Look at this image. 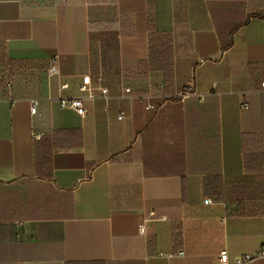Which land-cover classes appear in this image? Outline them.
<instances>
[{
  "label": "crops",
  "instance_id": "obj_1",
  "mask_svg": "<svg viewBox=\"0 0 264 264\" xmlns=\"http://www.w3.org/2000/svg\"><path fill=\"white\" fill-rule=\"evenodd\" d=\"M150 22L172 78L149 70ZM2 73L17 102L0 83V264L264 249V0H0ZM85 77L83 118L59 99L86 98Z\"/></svg>",
  "mask_w": 264,
  "mask_h": 264
},
{
  "label": "built area",
  "instance_id": "obj_2",
  "mask_svg": "<svg viewBox=\"0 0 264 264\" xmlns=\"http://www.w3.org/2000/svg\"><path fill=\"white\" fill-rule=\"evenodd\" d=\"M60 58L58 56H54L51 58L50 60V66L48 68L47 71V76L48 78H53L55 76H59L60 75ZM1 79V83L3 84V90L4 92L7 94V97L10 101H12V104L15 105L16 104V100L13 99V80L5 73H2L0 76ZM60 88L62 90H66L69 88V84L68 83H62ZM262 88L264 91V83H262ZM81 92L86 93V98L83 97H70V98H66V97H61L59 99V105L60 108L66 110H73L75 111L79 116L81 117H86L88 114V109L86 107V100H95L97 98V95L95 93V90L91 87L90 84V78L89 77H85L83 79V84L80 87ZM128 92H130L128 90ZM108 90L107 89H102L101 91V96L103 98H107L108 96ZM39 106V101L38 100H33L32 101V108H31V112L32 114H35L37 111V108ZM123 115H120L119 119H122ZM36 139H40V136H36ZM207 203L209 202L206 201ZM141 232H144V228H141ZM179 256H184L183 252H180L178 254ZM172 256V255H169ZM260 259H264V249H262L261 251L254 253V254H248V255H239L233 258V260H231L230 258V254L227 250H223L220 253L219 256V262L220 264H250L252 262H255L257 260Z\"/></svg>",
  "mask_w": 264,
  "mask_h": 264
},
{
  "label": "trees",
  "instance_id": "obj_3",
  "mask_svg": "<svg viewBox=\"0 0 264 264\" xmlns=\"http://www.w3.org/2000/svg\"><path fill=\"white\" fill-rule=\"evenodd\" d=\"M88 3H104L108 0H86ZM150 40L152 43L150 56L147 61L149 64V70L151 72L164 74L166 77L172 78L173 64H174V52L172 47V39L167 33L157 32L153 28V23L150 22ZM1 83V79H0ZM2 87L3 84L1 83ZM14 91V85L13 89ZM45 163V160H44ZM40 161L38 156H36V166L39 169Z\"/></svg>",
  "mask_w": 264,
  "mask_h": 264
}]
</instances>
